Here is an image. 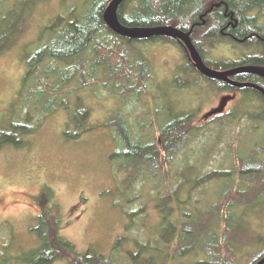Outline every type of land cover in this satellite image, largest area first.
I'll list each match as a JSON object with an SVG mask.
<instances>
[{
    "label": "rangeland",
    "instance_id": "374dc122",
    "mask_svg": "<svg viewBox=\"0 0 264 264\" xmlns=\"http://www.w3.org/2000/svg\"><path fill=\"white\" fill-rule=\"evenodd\" d=\"M81 2L39 1L17 44L0 57V129L9 130L10 124L21 121L22 103L38 102L36 93H30L35 68L26 75L35 65L26 64L24 55L41 44L45 28L58 16L70 19L68 11ZM132 45L135 57L143 55L150 72L139 96L123 93L124 82H113L102 88L101 80L107 79L76 88L78 95L58 98V103L66 102V112L56 108L39 122L36 121L40 115H36L33 132L23 139L22 147L6 146L0 150V264H27L24 258L38 246L35 228L42 202L54 206L63 222L59 235L78 252L92 250L108 256L116 240L122 237L117 262H124L137 251V239L145 242L154 236L159 214L148 190L154 188L155 181L136 184V193L124 195L126 190L120 188V175L110 158L120 147L109 129L117 108L124 113L137 141L156 138L158 124L163 119L193 114L199 126H206L204 135L194 138L173 165L158 173V177L164 178L159 185L164 192H169L175 175L186 170L185 162L202 173L226 170L235 156L248 155L253 148L264 153V100L256 93L245 90L234 94L231 90L217 89L211 80L196 73L193 66L189 67L184 53L171 44L146 39L133 41ZM205 50L206 58L217 64L253 62L260 56L240 44L220 43L212 48L206 46ZM133 58L130 54L131 62ZM75 80L72 83L77 85ZM45 106L46 102L40 99L38 109ZM80 109L85 110V117ZM217 115L228 116L233 122L220 127L213 121ZM81 116L83 119L79 120ZM82 126L90 130L76 138L66 136L67 132H75ZM207 151L209 155L204 158ZM214 181L194 190L198 206L202 207L208 199L215 200L213 192L222 186V181ZM188 190L185 184L178 189L179 201L184 200ZM151 191L156 195V190ZM176 202L171 200L170 204ZM246 209L239 217L238 237L233 235L229 241L230 246L234 242L238 244V247L235 245L237 264H249L250 255L264 250L261 243L264 241V196ZM130 221L134 228L129 234L124 233ZM165 248L166 245L161 252L149 249L151 258L140 260V264L165 261ZM17 257H21V262ZM193 262V256L188 255L176 264ZM172 263L173 260L165 261V264ZM52 264L69 263L56 260Z\"/></svg>",
    "mask_w": 264,
    "mask_h": 264
},
{
    "label": "trees",
    "instance_id": "16d2710c",
    "mask_svg": "<svg viewBox=\"0 0 264 264\" xmlns=\"http://www.w3.org/2000/svg\"><path fill=\"white\" fill-rule=\"evenodd\" d=\"M39 1L41 0H0V57L17 44ZM110 1L82 0L68 11L67 17L70 19L58 16L45 28V38L41 40V44L24 55L26 64L35 65L26 71V75H30L35 68V81L30 93H36L38 102L28 100L27 103H22L21 121L10 124L9 130L0 129V150L6 146L22 147L23 139L33 132V119L36 115H40L36 121L39 122L54 113L56 108L66 112V102L63 100L58 103V98L61 95L66 99L69 95H78L76 88H86L100 79H107L101 80L102 88L113 82H124L123 93L139 96L150 72L143 55L135 57L132 42L145 40L123 38L109 30L103 21V12ZM252 12L257 17L263 16L264 0H123L116 15L118 21L125 26L168 25L190 32L191 41L203 62L217 70L258 62L255 59L253 62L243 61L232 65L217 64L210 62L204 55L206 46L212 48L220 43L240 44L245 48H253L252 50L261 47L258 37L264 36V27L256 23V17L249 16ZM227 21L234 24L227 35L230 38H225L220 32ZM251 33L255 35L249 37ZM148 40H160L178 47L184 53L183 57L187 58L189 67L192 66L178 40L168 37H153ZM130 54L134 56L133 62L130 61ZM75 76L77 80L74 79ZM73 80L77 81V85L72 83ZM251 82L257 84L256 81ZM213 84L219 90L230 91L229 87L224 88L220 82L213 81ZM262 87L264 88V84ZM260 98L264 100L263 97ZM40 99L46 102L42 110L38 109ZM80 111L85 113V117V110ZM113 113L109 129L120 147L110 158L120 175L119 186L126 190L124 195L136 193V184L156 182L152 188L156 190V195L152 194V189L148 190V195L156 202L155 209L159 214L154 236L145 242L137 239V251L130 255L129 260L125 258L124 262H117L122 237L116 240L108 256L92 250L78 252L71 242L59 235L63 222L54 206L42 202L35 228L39 238L38 246L24 258L27 264H52L56 260H66L69 264H140V260L147 261L151 258L149 249L159 252L165 245L163 257L167 262L173 260L172 264L188 255L194 258L192 264H237L238 244L234 242L230 246L229 241L233 235L238 237L236 233L241 212L246 208L250 209L259 197L264 196L263 150L253 148L248 155L235 156L232 165L226 170L213 169L201 173L191 163L185 162L186 170L178 172L173 183L169 184V192H164L159 186L164 178L161 175L158 177V173L173 165L178 154L183 153L194 138L204 135L206 129L203 131V128L206 126H199L193 114H186L160 120L156 138L137 141L133 138L124 113L118 108ZM213 121L220 127L233 122L228 116L218 115ZM77 124L80 125L79 121ZM89 130L90 128L82 126L75 132H67L66 136L76 138ZM208 155L207 151L204 158ZM185 172L189 173L184 174ZM214 180L222 181V186H217L213 192L215 200L210 202L208 199L202 207L198 206V200L193 197L194 190L210 181L216 183ZM183 184L189 190L184 200L179 201L178 189ZM171 200L177 202L171 205ZM131 228H134L132 221L127 223L124 233L129 234ZM263 254L264 250L250 255L249 264ZM16 259L21 262V257ZM165 261L159 260L152 264H165Z\"/></svg>",
    "mask_w": 264,
    "mask_h": 264
},
{
    "label": "water",
    "instance_id": "95a60500",
    "mask_svg": "<svg viewBox=\"0 0 264 264\" xmlns=\"http://www.w3.org/2000/svg\"><path fill=\"white\" fill-rule=\"evenodd\" d=\"M123 0H111L103 12L105 25L114 34L128 39L146 40L153 37H168L178 40L183 46L188 59L194 69L203 77L229 83L238 88L249 87L258 90L264 97V89L253 83H239L229 80V76L239 73L256 74L264 78V70L253 65H242L227 70H216L208 67L202 60L195 46L193 45L190 32H183L172 26H152V27H130L122 25L116 15L117 8ZM252 264H264V254Z\"/></svg>",
    "mask_w": 264,
    "mask_h": 264
},
{
    "label": "flooded vegetation",
    "instance_id": "af4514ba",
    "mask_svg": "<svg viewBox=\"0 0 264 264\" xmlns=\"http://www.w3.org/2000/svg\"><path fill=\"white\" fill-rule=\"evenodd\" d=\"M223 16L225 17V15L223 14ZM250 17H256L255 20H256V23H258L259 25L263 26L264 27V15L263 16H258L255 15V12H252L251 15H249ZM248 17V15H247ZM204 22H202L203 24ZM234 28V24L230 23V21H227L226 24L224 26H222V28L220 29V32L222 33V35L226 38H230L228 35V33H230L232 31V29ZM255 34L251 33V35L249 37H253ZM258 39H260L261 41V44L258 49H255L256 51H258V54L257 55H260L258 57V62H256L255 64H248V65H253V66H256V67H259L261 69L264 70V36L263 37H258ZM253 49V48H252ZM263 56V57H262ZM242 65H246V64H238V65H234L232 67H229V68H225V69H217V70H227V69H230V68H234V67H238V66H242ZM229 80L231 81H235V82H239V83H252L251 81H256L257 86L262 87V84H264V78H262L261 76L259 75H256V74H249V73H239V74H233L231 76L228 77ZM208 79V78H206ZM243 79L245 81H243ZM208 80H211V79H208ZM247 80V81H246ZM212 82L213 81H217V80H211ZM217 82H220L221 85L224 87H229L230 90L236 94L237 92H242V91H245V90H250L254 93H256L259 97H263V95L256 89H253V88H249V87H244V88H238V87H234L232 85H230L229 83H226V82H222V81H217ZM258 83L260 85H258ZM254 84V83H253ZM224 87V88H225ZM264 89V88H263ZM233 94V95H234ZM264 98V97H263ZM222 106H220V109H221Z\"/></svg>",
    "mask_w": 264,
    "mask_h": 264
}]
</instances>
